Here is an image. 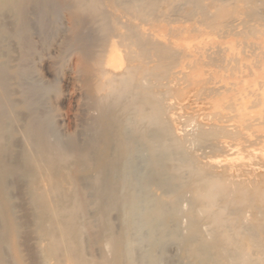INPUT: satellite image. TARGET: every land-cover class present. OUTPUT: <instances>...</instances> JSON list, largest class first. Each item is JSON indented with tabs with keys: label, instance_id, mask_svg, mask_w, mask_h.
Listing matches in <instances>:
<instances>
[{
	"label": "bare ground",
	"instance_id": "obj_1",
	"mask_svg": "<svg viewBox=\"0 0 264 264\" xmlns=\"http://www.w3.org/2000/svg\"><path fill=\"white\" fill-rule=\"evenodd\" d=\"M25 224L30 264H264V0H0V264Z\"/></svg>",
	"mask_w": 264,
	"mask_h": 264
},
{
	"label": "rangeland",
	"instance_id": "obj_2",
	"mask_svg": "<svg viewBox=\"0 0 264 264\" xmlns=\"http://www.w3.org/2000/svg\"><path fill=\"white\" fill-rule=\"evenodd\" d=\"M9 47L11 48V53H12V58L13 57H15L16 55H17V48H14L12 45H14L16 42L15 41H11V40H9ZM15 47H17V43L15 44ZM13 49L15 50V51H13ZM14 62H16L15 60H14ZM78 59H77V57L76 56H72V57H70V60L68 61V65H67V68H66V71L64 72V74L62 75V77H61V80H60V85H61V90H62V98L58 101V105H57V108H58V110H59V112H60V116H61V123H60V125H61V129H62V131L64 132V133H72V132H74V131H78V133L80 132V131H82V128H84V115H85V106H84V104H83V96H81L80 97V95H83L82 93V89H81V83L79 82V81H74L73 80V76L75 75V71H76V68H77V66H78ZM70 64V65H69ZM40 69H41V71H42V73H43V75L47 78V79H50L51 77L47 74V72H46V68L45 67H40ZM69 72V73H68ZM68 78V79H67ZM66 79V80H65ZM78 84V85H77ZM77 89V90H76ZM79 89V90H78ZM76 90V91H75ZM80 91V92H79ZM80 94V95H79ZM78 95V96H77ZM81 99H82V102H79V101H81ZM81 103V104H80ZM83 105V107L81 108V106ZM84 110V111H83ZM84 113V115H83V113ZM83 115V116H82ZM78 116V117H77ZM80 116H82L81 118H80ZM79 121H78V120ZM81 122V123H80ZM83 123V125H81ZM82 126V127H81ZM81 127V128H80ZM77 129V130H76ZM80 133H82V132H80ZM79 133V134H80ZM17 148V149H16ZM15 149H16V151L18 150V147H16ZM18 186V188L17 187H14V189H13V191H14V193H13V196H14V198H13V200H16V202L18 203H16L15 201V204H17L16 206H18V205H20L19 207H17V214H18V216H19V219L21 220V221H23L24 219V222L26 221V217L25 216H27V214H28V212H29V201L28 200H23V199H27V197L25 196V194H24V186H22V184H21V186H20V184H18L17 185ZM19 187H21L20 189H19ZM23 188V190H21ZM16 190V191H15ZM23 191V193L21 192V191ZM16 192V193H15ZM24 195V197L23 198H21L20 197V195L21 196H23ZM17 198H19L20 199V201L18 202V200L19 199H17ZM23 200V201H22ZM22 202H24L22 205H25V206H21V203ZM26 202V203H25ZM25 208L26 207V209H28L27 211H26V209H25V211L23 210V209H21V208ZM21 210V211H20ZM26 212V213H24V212ZM24 213V215H22V217H21V214H23ZM20 214V215H19ZM25 217V218H24ZM114 219L116 220V222H118L119 223V219L117 218V215H115L114 216ZM117 223V224H118ZM28 227L27 229L28 230H26V232H25V229H24V227ZM24 227L22 228V230H24V231H22V232H24V233H21V244H22V242L24 243V245H25V247H26V249L24 250V245L22 244L21 245V249H22V252H23V255H24V257H25V259H26V261H27V263L28 264H30L31 263V261H33V259H34V257H32L33 259H31L30 257L31 256H36L37 257V255L35 254V253H37V241H36V239H35V234L34 233H32V232H30V230H32V228L31 227H29V225L27 224H25L24 225ZM96 226H93L92 228H90V229H88L87 230V233L85 234V239H86V242H87V244H88V246H89V249H90V251H91V253L93 254V255H95V256H98V254H99V252H98V249L95 247V246H93V238H94V235H95V232H96V230H97V228H95ZM96 229V230H95ZM29 232V234H31V237H30V235L28 234V236H26L27 235V233ZM94 232V233H93ZM26 233V234H25ZM88 235V236H87ZM89 235H91L90 236V238H88L89 237ZM23 236H26L25 238H28V239H26L27 240V243H26V241L24 242L23 240H25V238L23 237ZM33 236V237H32ZM87 236V237H86ZM29 237L31 238L30 240H29ZM24 238V239H23ZM34 238V239H33ZM92 238V239H91ZM29 240V241H28ZM89 240V241H88ZM34 241V242H33ZM171 242L172 243H170L169 241L166 243L167 244V247L165 246V248L163 247V249L162 250H164V251H161L160 253H162V256L160 257V258H162V259H160V260H158V262L160 263V261H161V263L160 264H183V262H184V259L183 258H181L182 257V255H181V248H180V245L178 244V243H176L175 241H172L171 240ZM173 242H175V243H173ZM32 244H33V246H35L34 248H33V246H32ZM144 245V244H143ZM142 245V248L143 249H145L143 252H146L147 251V244L146 245H144L143 246ZM28 247H30L29 249H28ZM31 248H33V252L31 251ZM141 247H139V252H142L141 251V249H142ZM179 248H180V250H179ZM35 249V250H34ZM142 249V250H143ZM24 250V251H23ZM180 251V252H179ZM6 252H8V249L6 250ZM35 252V253H34ZM25 253H27V254H25ZM30 253V254H29ZM159 253V254H160ZM8 254V253H7ZM27 255H29V257L27 256ZM28 258V259H27ZM8 260H11L12 262H13V260H12V258H11V256L9 255V257H8ZM39 261H40V263H39ZM38 261V263L39 264H42L41 262H42V260H39ZM8 262V261H7ZM10 262V261H9ZM11 262V264H14V263H12ZM157 262V263H158ZM158 263V264H159ZM43 264H44V262H43Z\"/></svg>",
	"mask_w": 264,
	"mask_h": 264
}]
</instances>
